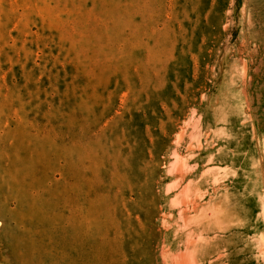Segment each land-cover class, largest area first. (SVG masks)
Returning a JSON list of instances; mask_svg holds the SVG:
<instances>
[{"label":"rangeland","instance_id":"374dc122","mask_svg":"<svg viewBox=\"0 0 264 264\" xmlns=\"http://www.w3.org/2000/svg\"><path fill=\"white\" fill-rule=\"evenodd\" d=\"M0 264H264V0H0Z\"/></svg>","mask_w":264,"mask_h":264},{"label":"crops","instance_id":"0c3cea01","mask_svg":"<svg viewBox=\"0 0 264 264\" xmlns=\"http://www.w3.org/2000/svg\"><path fill=\"white\" fill-rule=\"evenodd\" d=\"M201 162H203V159L197 160L195 162V166L199 167ZM254 165H248L247 167V175H240V163L235 160V159H223L220 163V167L221 168H225L229 171V174L227 176L221 177V187L219 189V191H221L224 195H228V201L224 204H222L221 209L227 210L230 209L232 206V199L233 196L239 193V191L243 188H245L248 192L250 191H254V185H256L257 181H256V177L253 174V168ZM212 167V166H211ZM176 179H181V177H178ZM183 180H185L186 178H182ZM193 179H197V181L194 182H199L198 183V190L199 191H207L209 194H211L213 192V186L209 184V177H205V176H198V177H193ZM182 184H185V181L180 182ZM254 193V192H253ZM211 204V201L209 202V205ZM227 231H224V233ZM217 230H209V237L212 238L216 235ZM186 239H183L182 237V231L179 230V228H174V230H169V237H168V243H167V247H185V242ZM208 241V240H207ZM211 241H215V242H220L221 239H211ZM217 247H221L220 245H217Z\"/></svg>","mask_w":264,"mask_h":264},{"label":"bare ground","instance_id":"6f19581e","mask_svg":"<svg viewBox=\"0 0 264 264\" xmlns=\"http://www.w3.org/2000/svg\"><path fill=\"white\" fill-rule=\"evenodd\" d=\"M253 40H254V39H253ZM254 41H256V40H254ZM256 44H258V43H256ZM214 198H216V197H214ZM217 198H218V197H217ZM217 198H216V199H217ZM217 200H218V199H217ZM216 202H217V201H216ZM220 202H221V201H218V204H219ZM218 204H217V206H219ZM220 204H221V203H220ZM215 205H216V203H215ZM221 205H222V204H221ZM213 207H214V206H213ZM219 207H220V206H219ZM216 208H217V207H216ZM224 209H225V208H224ZM224 209H223V210H224ZM224 212H225V211H224ZM224 216H225V214H224ZM213 219H214V218H213ZM213 219H212V220H213ZM214 220H215V219H214ZM209 221H210V220H209ZM209 221H207L206 224H208ZM213 222H214V221H213ZM213 222H212V224H213ZM209 223H210V222H209ZM203 225H204V224H203ZM208 225H209V224H208ZM206 226H207V225H206ZM206 226H204L205 229H206ZM207 228H208V227H207ZM206 230H207V229H206ZM206 230H205V231H206ZM216 230H217V229H216ZM217 232H218V231H217ZM220 233H221V232H220ZM220 233H219V235H220ZM207 234H208V232H207ZM216 234L218 235V233H216ZM205 235H206V234H205ZM208 236H209V235H207V237H208ZM220 236H221V235H220ZM220 236H218V237H220ZM216 237H217V236H216ZM216 237H215V238H216ZM226 238H228V237H226ZM229 238H230V237H229ZM206 239H207V238H205L204 240H206ZM208 239H214V238H210V237H209ZM221 239H222V237H221ZM204 240L202 239V241H200V244H201V242H203V243H205V242L208 243L209 241H211V240H209L208 242H207V241L204 242ZM227 241H228V240H227ZM225 242H226V241H225ZM228 242H229V241H228ZM210 243H211V242H210ZM206 245H207V244H206ZM206 245L204 246V245L201 244V246H204L205 248H206ZM206 249H207V248H206ZM206 249H205V252L207 251ZM208 249H210V248H208ZM203 250H204V248H203ZM214 250H215V249H214ZM214 250H213V251H214ZM209 251H210V250H209ZM224 251H225V250H224ZM201 252H202V249H201ZM201 252H200V253H201ZM207 252H208V251H207ZM207 252H206V253H207ZM225 252H226V251H225ZM198 254H199V253H198ZM226 254H227V253H226Z\"/></svg>","mask_w":264,"mask_h":264}]
</instances>
